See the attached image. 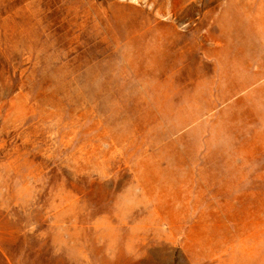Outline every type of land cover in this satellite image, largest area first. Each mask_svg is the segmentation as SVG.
Returning a JSON list of instances; mask_svg holds the SVG:
<instances>
[{
	"label": "rangeland",
	"instance_id": "rangeland-1",
	"mask_svg": "<svg viewBox=\"0 0 264 264\" xmlns=\"http://www.w3.org/2000/svg\"><path fill=\"white\" fill-rule=\"evenodd\" d=\"M0 264H264V0H0Z\"/></svg>",
	"mask_w": 264,
	"mask_h": 264
}]
</instances>
